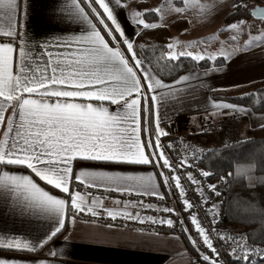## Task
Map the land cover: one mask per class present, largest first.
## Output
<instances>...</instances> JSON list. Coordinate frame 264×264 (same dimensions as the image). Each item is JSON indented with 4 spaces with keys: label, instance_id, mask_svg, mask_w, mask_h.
<instances>
[{
    "label": "snow or ice",
    "instance_id": "snow-or-ice-1",
    "mask_svg": "<svg viewBox=\"0 0 264 264\" xmlns=\"http://www.w3.org/2000/svg\"><path fill=\"white\" fill-rule=\"evenodd\" d=\"M71 2L77 10L71 18L86 27L80 35L56 46L62 47L63 51L52 52L47 47L41 49V46H37L38 51L29 48L25 39L26 32L20 31L24 25L19 20V0H0V190L10 194L13 202L20 204L25 212L54 221L49 233L35 243L20 237L0 235V248L35 251L37 247H43L52 241L65 227L68 198V207L74 213L73 219L76 214H90L92 217L103 218L106 215L112 220L124 218L140 223L148 221L153 224H167L170 227L174 224L172 219L157 220L152 216L142 217L139 212L132 213L127 210L129 207H156L145 204L142 200H114L113 203L117 206L123 203V210L118 207L105 208L104 198L94 195L89 203L79 188L72 190L75 182H79L85 189L103 187L105 191L120 192L123 195L136 193L164 200L165 194L157 186V179L162 177L163 186L172 189L175 181V188L180 190V196H185V189L181 184L183 177L179 174L185 164L183 161L173 162L166 155L160 137L167 133L159 125V107L169 97L178 98L175 93L176 85L191 81L193 76L189 74L165 83L152 74L146 67V58L138 55L134 43L127 37L118 21L116 9L121 7L123 0ZM233 8L236 12L243 9L253 20L264 23V8L248 9L243 0L234 4ZM160 11L161 8L153 9L151 13L136 11L130 22L134 21L136 28H155V23H146L141 17ZM183 11L182 7L175 8L176 13ZM244 23L237 21L225 27L242 30ZM99 25L103 27L100 28ZM253 26L251 23L248 25L249 28ZM236 38L232 37L233 40ZM196 43L204 41L182 47L190 48ZM253 43H264V35L251 37L249 45ZM113 44L117 46L114 47ZM167 47L170 53L168 61L192 55L186 51L177 54L172 51L173 44ZM192 58L207 59L199 55ZM195 79H199V76ZM164 89L169 91H160ZM91 101L100 103L94 104ZM104 101L115 105V110L110 111ZM215 107L243 111L246 115L248 113V109L229 103L216 104ZM142 135L147 139L142 140ZM168 147L172 148L174 145L170 144ZM77 160L153 164L170 171H160L155 175L104 170H80L77 173L74 171ZM8 165L26 166L41 181L66 193L67 197L58 198L50 194L29 175H15L4 171L3 167ZM202 174L205 177L209 175L208 172ZM232 175L229 173V176ZM187 179L193 185L200 184L191 173ZM224 179L225 177H221V180ZM209 191L220 195L216 185H211ZM198 195L206 204L208 197L202 188H198ZM183 207L188 211L195 205L185 198ZM215 207L214 204L213 208ZM162 211L172 213L174 210L165 206ZM190 219L199 236L203 238V243L199 244L191 236L189 239L198 249L206 245L211 250L202 255L206 264H217L220 251L214 247L210 238L212 230L206 232L195 214L190 213ZM212 220L216 222L215 214L212 215ZM218 239H226L236 245L230 253L235 264H260L264 260V249L241 244L233 237L218 236ZM51 255L56 256L58 253L53 251ZM0 264L11 262L0 258Z\"/></svg>",
    "mask_w": 264,
    "mask_h": 264
},
{
    "label": "crops",
    "instance_id": "crops-1",
    "mask_svg": "<svg viewBox=\"0 0 264 264\" xmlns=\"http://www.w3.org/2000/svg\"><path fill=\"white\" fill-rule=\"evenodd\" d=\"M171 1L173 7L184 4H180L181 2L176 4L174 0ZM204 1L209 2L211 5H208L211 7L205 12H195L194 18H208L206 21H209V24H201L203 20H198L200 22H197L198 26L191 30V18L177 17L172 19L171 23L166 22V25L160 26L169 27L168 24L171 25L174 21L186 20L188 26L183 31L176 32L175 35L178 36L175 42L172 38L174 31L171 32L172 37L170 36L169 44L174 45L172 51L177 54L181 51L192 54L182 57L192 58V56L197 55L207 57V59L196 60L197 62L222 61V64L203 69L187 70L173 80L164 81L171 83L189 74L193 76L191 81L176 85L175 93L178 98L169 97L159 107V125L167 133L160 138L166 136L185 137L209 129L223 140L230 134L222 133L219 135L218 131L221 130V126H226L228 121L232 119L238 123L239 135L242 136L241 139H244L249 131L264 125V112L254 113L243 106L239 107L248 109L247 115L239 110L221 109L215 105L225 102L211 97V94L216 91L264 81V43L249 45L251 37L264 35V24L241 20L245 22L242 25V30L228 29L223 25V20L232 11L235 1L227 0L229 8L224 15L220 13V23H217L219 9L214 12L216 6L219 8L220 0ZM202 3L200 0L201 5ZM81 6L83 7V5ZM96 7L99 8L98 5ZM18 8L19 20L24 25L20 31L26 32L27 45L33 51L39 50L37 46H41V49L47 47L52 52L63 51L62 47L57 48L56 46L73 36L80 35L83 28L86 27V25L71 18L77 11L71 0H19ZM99 11L103 12L102 9ZM116 15L127 37L133 42L143 27L136 28L134 21L130 22L132 18L124 0L121 7L116 9ZM213 19L216 20L214 24L212 23ZM93 22L98 23L95 20ZM108 23L111 22L108 21ZM250 23L254 25L251 28L248 27ZM219 24L223 28L220 29ZM99 27L102 28L103 25H99ZM117 35L119 34L117 33ZM233 36L237 38L233 40ZM200 41H204V43H196L190 48L182 47ZM113 46L117 45L113 44ZM197 75L199 79H195ZM182 89L187 90L182 91ZM160 91L167 93L169 90ZM91 102L100 103L99 101ZM103 103L110 107V111H114L116 108L115 105H109L108 101ZM8 114H11L10 109ZM153 127L155 128V124ZM0 138H2V129H0ZM144 139L147 137L142 135V140ZM3 170L15 175H29L38 186L50 194L58 198L67 197L66 193H62L41 181L26 166L8 165L3 167ZM80 170H104L131 174L152 173L153 175L158 173L153 164L137 165L77 160L74 171L78 173ZM157 186L159 191L163 193L160 178L157 179ZM78 188L89 203L93 195L104 198L103 205L105 208L118 207L120 210L124 209L123 203L119 206L113 203L112 196L115 195L123 198L157 199L155 196L136 193L123 195L120 192L105 191L103 187L85 189L79 182L72 184L73 191ZM68 205H70V198L67 199L66 204L65 227L52 241L43 247H37L35 251H15L0 248V258L11 262V264H41V262L43 264H192L191 251L185 242L177 236L122 228L109 224V220H112L109 217H107L106 223L92 220L90 214L86 218H81L80 214H76L73 219L74 213ZM127 210L132 213L139 212V208L129 207ZM109 225H113V227L109 228ZM53 226L54 221L52 219L25 212L20 204L13 202L10 194L0 190V235L20 237L35 243L43 239ZM53 251L57 252L58 255H51Z\"/></svg>",
    "mask_w": 264,
    "mask_h": 264
},
{
    "label": "trees",
    "instance_id": "trees-1",
    "mask_svg": "<svg viewBox=\"0 0 264 264\" xmlns=\"http://www.w3.org/2000/svg\"><path fill=\"white\" fill-rule=\"evenodd\" d=\"M235 3L240 0H234ZM248 9L255 5L264 6V0H243ZM176 4L180 2L175 1ZM146 2H139L137 8H146ZM84 6V5H83ZM148 6V5H147ZM88 10V9H86ZM89 11V10H88ZM145 13H151L147 11ZM151 23L159 19L157 13L143 16ZM254 21L243 9L229 12L223 25L237 21ZM256 24H264L254 21ZM187 21L180 19L172 22L170 27L157 26L151 29L142 28L134 39V48L141 58H146V66L163 81H170L187 70L208 68L222 64V61H199L189 57H179L172 61L167 59V50L171 31H183ZM143 46V47H141ZM165 65H167L165 67ZM215 100L247 107L254 113L264 112V81H258L241 87L216 91L211 94ZM227 126V127H226ZM221 126L218 134L228 135L232 126ZM239 135V134H238ZM166 143L194 144L198 152L191 159L202 172H208V179L227 176L230 189L224 205V222L226 234H231L241 244L264 249V127L255 128L247 133V137L235 143L223 144L214 133L194 134L185 137H162ZM218 143V144H217ZM207 146V147H206ZM232 173V176H229ZM249 237L242 239V237ZM9 253L8 251H4ZM228 264H235L234 258L228 259ZM260 264H264L261 260Z\"/></svg>",
    "mask_w": 264,
    "mask_h": 264
},
{
    "label": "built area",
    "instance_id": "built-area-1",
    "mask_svg": "<svg viewBox=\"0 0 264 264\" xmlns=\"http://www.w3.org/2000/svg\"><path fill=\"white\" fill-rule=\"evenodd\" d=\"M229 126V125H228ZM231 129V133L229 136H226L221 142L223 144H232L235 143L239 139L238 134H236V129L234 126ZM204 133H211L209 129L202 130ZM161 143L165 146L164 150L166 155L173 162L183 161L185 164L184 168L180 169V175L183 177L181 180L182 187L185 189V196H180V190L175 188V181H173V188L168 189L163 186V178L160 177L163 193L165 194V199H145V198H123L120 196H112L114 200L121 201H143L145 204H152L156 206L152 209H141L139 208V213L142 217L152 216L159 219H172L174 221L173 226H168L167 224H159V223H151L144 222L140 223L134 220H128L124 218H117L116 220H109V224H113L122 228L135 229L140 231L159 233V234H169L179 237L181 240L185 242L191 251L192 264H206L202 260L203 254H208L211 250L207 249V246L200 247L199 249L193 245L189 236L195 238L199 244L202 245L203 238L199 236L196 231L195 225L191 223L190 213L196 215L197 220L200 222L201 226L205 228L206 232L212 230L210 232V238L213 241V245L220 251V256L217 261V264H228V259L233 258L230 253H232L233 248L236 246L234 243L227 242L225 240L218 239V236L233 237L231 234H226V226L224 222V205L226 198L229 193L230 183L227 176L224 180H221V177L210 180L205 177L202 171L196 167V165L192 164L191 159L194 157L195 153L198 150V146L194 144H176V143H166L161 140ZM174 145V147L169 148V145ZM162 163V161L160 162ZM159 173L160 171L169 172L168 169H161L157 166H154ZM191 173L193 176L197 178L200 182L199 185H193L190 180L187 179L188 174ZM211 185H216V190L220 193L217 196L215 193L209 191ZM198 188H202L205 191V196L208 197L207 203L205 204L198 195ZM174 193V194H173ZM187 198L189 203L195 205L193 209L188 211L184 210V199ZM216 205L213 208V205ZM168 207L173 209L172 213H165L162 211L164 207ZM156 209H161L157 211ZM211 210V212L209 211ZM102 211V210H100ZM215 214L217 217L216 222L214 223L212 220V215ZM81 218H86L87 215L80 214ZM91 219L97 222L106 223L107 216H103V218L92 217ZM184 229H188V231H184Z\"/></svg>",
    "mask_w": 264,
    "mask_h": 264
},
{
    "label": "rangeland",
    "instance_id": "rangeland-1",
    "mask_svg": "<svg viewBox=\"0 0 264 264\" xmlns=\"http://www.w3.org/2000/svg\"><path fill=\"white\" fill-rule=\"evenodd\" d=\"M124 1L126 3V6L128 7V11H129L131 18L133 17V14L136 11H140L142 13H145L147 11H151V10L156 9V8H161V11L159 13H157L160 16V19H158L156 22H153L157 26L166 25V22L171 23L172 19H176L177 17L191 18V20H192V22L190 23L191 30L198 26L197 25L198 20L205 21V22L202 21L201 24L202 23L203 24H209V21H206V20H208V18H202V17L201 18H194L195 12H201V11L205 12V11L209 10V8L211 7L210 6L211 4L207 1H204V0H201L203 2L202 5L200 4V0H198L197 2H196V0H178L179 2H181L180 4H183V3L184 4L182 6L176 5L174 7L172 6L171 0H124ZM139 2H146L148 6L146 5V8H144L143 10H141V9L139 10L137 8V4ZM220 2H221L220 6L218 5L219 8L216 6L214 9V12H216L219 9V19L217 20V23H220V18H221L220 13H221V15H224L226 13V10L229 8L227 0H220ZM208 4H210V5H208ZM177 6L184 8V11L181 13H176L175 8ZM213 17H216V16L213 15ZM141 19H144V17L142 16ZM144 20L146 23H151L149 21H146V19H144ZM198 23H200V22H198ZM212 23L213 24L216 23V20L213 19ZM168 26L170 27V24H168ZM219 27H220V29L223 28V26H221L220 24H219ZM170 31L171 32L174 31V35H173V37L172 36L171 37L173 38V41L175 42L177 40V36H178V35H175L177 31L172 30V29H170ZM169 54L170 53L167 52V57ZM227 125H229L230 127L234 126V128L236 129V134H239L238 123H236L232 119H230L228 121ZM199 133H197V134H199ZM238 137H239V139L242 138V136H240V135H238Z\"/></svg>",
    "mask_w": 264,
    "mask_h": 264
},
{
    "label": "water",
    "instance_id": "water-1",
    "mask_svg": "<svg viewBox=\"0 0 264 264\" xmlns=\"http://www.w3.org/2000/svg\"><path fill=\"white\" fill-rule=\"evenodd\" d=\"M254 7H260V8H264V6H259V5H255ZM252 9V8H251ZM253 19V18H252ZM254 21H258V20H254Z\"/></svg>",
    "mask_w": 264,
    "mask_h": 264
}]
</instances>
